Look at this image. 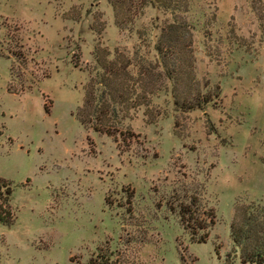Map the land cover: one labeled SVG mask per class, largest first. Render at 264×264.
<instances>
[{
    "label": "rangeland",
    "instance_id": "1",
    "mask_svg": "<svg viewBox=\"0 0 264 264\" xmlns=\"http://www.w3.org/2000/svg\"><path fill=\"white\" fill-rule=\"evenodd\" d=\"M128 3L117 26L108 0H0V180L13 216L0 225V264H86L101 252L115 264H241L229 225L239 206L264 204V0ZM168 23L192 70L174 92L205 95L203 110L172 102L153 49ZM95 47L156 72L147 104L112 135L75 116ZM178 203L203 220L195 235Z\"/></svg>",
    "mask_w": 264,
    "mask_h": 264
},
{
    "label": "trees",
    "instance_id": "2",
    "mask_svg": "<svg viewBox=\"0 0 264 264\" xmlns=\"http://www.w3.org/2000/svg\"><path fill=\"white\" fill-rule=\"evenodd\" d=\"M130 0H108L112 7L114 22L117 26L130 22L134 11L129 10ZM153 8L164 11H185L187 0H146ZM144 2L138 1L142 6ZM124 19V20H123ZM179 25L168 23L160 27V35L153 45L158 55L159 65L163 74L172 81L171 98L174 106L182 111L203 110L209 102L205 95H199L196 90L185 89L183 92L175 91L180 81L192 78L190 66L186 67L182 59H189L182 49ZM177 42V43H176ZM113 58H108V50L95 47L93 57L96 64L95 72L83 87L81 106L76 110L77 121L83 126L90 127L93 131L106 135L114 134L116 124L127 116L130 109L148 102L149 95L153 93L156 72L154 66L149 64L136 65V71L131 72L132 64L129 58H124L114 52ZM176 56V57H175ZM175 57L176 59H173ZM187 65V64H186ZM208 122V121H207ZM10 183L0 180V225L8 227L13 223V216L9 209ZM184 203L177 204V215L184 229L195 235V230L200 229L203 220L197 221L195 210L187 209ZM195 209V208H194ZM238 218L229 225V235L234 250L238 252L241 264H264V204L250 202L237 208ZM209 222V221H208ZM205 233L198 237L204 242ZM101 252L86 264H115L109 255Z\"/></svg>",
    "mask_w": 264,
    "mask_h": 264
}]
</instances>
